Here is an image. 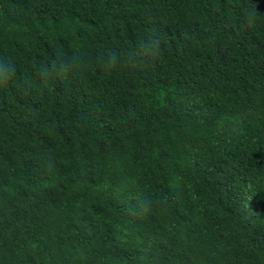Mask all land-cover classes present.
I'll list each match as a JSON object with an SVG mask.
<instances>
[{
	"label": "trees",
	"instance_id": "trees-1",
	"mask_svg": "<svg viewBox=\"0 0 264 264\" xmlns=\"http://www.w3.org/2000/svg\"><path fill=\"white\" fill-rule=\"evenodd\" d=\"M0 2V264H264L261 0Z\"/></svg>",
	"mask_w": 264,
	"mask_h": 264
},
{
	"label": "clouds",
	"instance_id": "clouds-1",
	"mask_svg": "<svg viewBox=\"0 0 264 264\" xmlns=\"http://www.w3.org/2000/svg\"><path fill=\"white\" fill-rule=\"evenodd\" d=\"M253 17H254V13L249 15L248 18L246 19V24H248L250 26L252 23H254ZM159 44H160V42L158 40H156L155 38H153V40H151V41L145 42L143 44L144 45L143 49L145 51V54H147L149 56V58H154V57L158 56ZM66 58L69 61H71L72 63L77 62V55L76 54H73V56L66 57ZM60 60H61V56L58 53L57 57H56V61L51 65V68H53L55 66V63L57 61H60ZM127 60L130 64L135 63V56L128 55ZM120 63H123V61L121 59H119L116 54H112V55L106 57L105 62H104V66H105L106 70H113ZM44 67L49 68V66H44ZM13 72H14V66H11L10 61H0V77H2V79H0V86L6 87L8 85V83L12 77ZM37 75L40 77L41 80H47L50 78L44 72H41V71H38ZM57 78L66 79V78H68V76L57 77ZM150 206H151L150 200L141 201L139 204L141 211L144 213H148L150 211Z\"/></svg>",
	"mask_w": 264,
	"mask_h": 264
},
{
	"label": "snow or ice",
	"instance_id": "snow-or-ice-1",
	"mask_svg": "<svg viewBox=\"0 0 264 264\" xmlns=\"http://www.w3.org/2000/svg\"><path fill=\"white\" fill-rule=\"evenodd\" d=\"M261 4H262V6H264V0H261Z\"/></svg>",
	"mask_w": 264,
	"mask_h": 264
},
{
	"label": "water",
	"instance_id": "water-1",
	"mask_svg": "<svg viewBox=\"0 0 264 264\" xmlns=\"http://www.w3.org/2000/svg\"><path fill=\"white\" fill-rule=\"evenodd\" d=\"M0 6H1V2H0Z\"/></svg>",
	"mask_w": 264,
	"mask_h": 264
}]
</instances>
